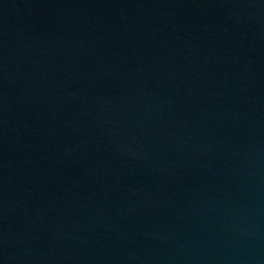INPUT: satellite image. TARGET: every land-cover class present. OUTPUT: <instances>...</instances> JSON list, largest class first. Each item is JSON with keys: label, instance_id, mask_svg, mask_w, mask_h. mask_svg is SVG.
<instances>
[{"label": "water", "instance_id": "obj_1", "mask_svg": "<svg viewBox=\"0 0 264 264\" xmlns=\"http://www.w3.org/2000/svg\"><path fill=\"white\" fill-rule=\"evenodd\" d=\"M0 264H264V0H0Z\"/></svg>", "mask_w": 264, "mask_h": 264}]
</instances>
